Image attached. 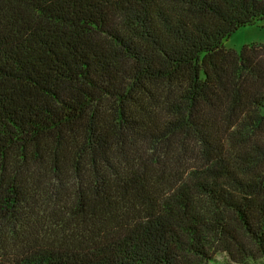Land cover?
<instances>
[{"label":"trees","instance_id":"trees-1","mask_svg":"<svg viewBox=\"0 0 264 264\" xmlns=\"http://www.w3.org/2000/svg\"><path fill=\"white\" fill-rule=\"evenodd\" d=\"M263 22L0 0V264H264V44H223Z\"/></svg>","mask_w":264,"mask_h":264},{"label":"rangeland","instance_id":"rangeland-1","mask_svg":"<svg viewBox=\"0 0 264 264\" xmlns=\"http://www.w3.org/2000/svg\"><path fill=\"white\" fill-rule=\"evenodd\" d=\"M250 43L264 44V22L260 25H249L239 28L223 42L225 47L239 50L243 45ZM4 239V237H2ZM2 247V245H0ZM211 264H238L228 260L225 254H217ZM246 264H260L259 262H248Z\"/></svg>","mask_w":264,"mask_h":264}]
</instances>
